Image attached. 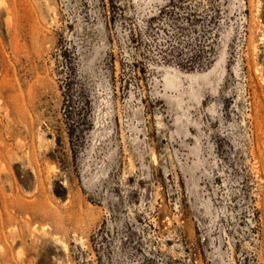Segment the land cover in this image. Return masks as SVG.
Wrapping results in <instances>:
<instances>
[{
    "label": "rangeland",
    "instance_id": "obj_1",
    "mask_svg": "<svg viewBox=\"0 0 264 264\" xmlns=\"http://www.w3.org/2000/svg\"><path fill=\"white\" fill-rule=\"evenodd\" d=\"M0 264H264V0H0Z\"/></svg>",
    "mask_w": 264,
    "mask_h": 264
}]
</instances>
